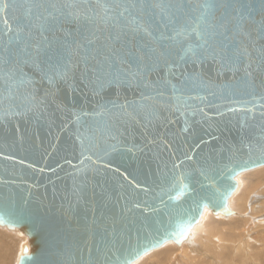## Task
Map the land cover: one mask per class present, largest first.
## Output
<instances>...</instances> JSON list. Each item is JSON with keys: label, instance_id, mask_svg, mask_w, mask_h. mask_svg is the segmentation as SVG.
Returning <instances> with one entry per match:
<instances>
[{"label": "water", "instance_id": "1", "mask_svg": "<svg viewBox=\"0 0 264 264\" xmlns=\"http://www.w3.org/2000/svg\"><path fill=\"white\" fill-rule=\"evenodd\" d=\"M7 2L16 7L0 10V226L29 237L19 264H127L130 253L135 262L181 243L206 207L232 213L236 177L264 166V0H153L167 6L143 15L154 35L131 44L116 39L123 20L103 31L85 23L100 24L103 10L80 8L79 23L62 18L41 35L44 10L32 6L52 0ZM162 33L176 40L157 41ZM25 41L41 46L35 63L19 52ZM197 43L195 62L181 60ZM152 48L169 53L167 66Z\"/></svg>", "mask_w": 264, "mask_h": 264}, {"label": "snow or ice", "instance_id": "2", "mask_svg": "<svg viewBox=\"0 0 264 264\" xmlns=\"http://www.w3.org/2000/svg\"><path fill=\"white\" fill-rule=\"evenodd\" d=\"M16 4L14 2H7V0H0V10H6V9H15ZM32 7L43 9V12H40L36 15V19L40 21V34L43 35L45 31L52 30L55 28L57 24L60 23L61 19L67 20L69 18H72L76 20L77 23H79V16L77 10L80 8H85L86 11H91L94 14L97 13V10H103L105 13V16L101 18V23L98 24L96 19L93 17H89L87 15L84 16V21L86 24L93 25L97 30L103 31L104 28L102 25L109 24L111 22V25L114 27L116 24H118L121 20L124 21L123 28L120 30V33L116 36L117 40L121 39V35L127 37L130 36L131 39L127 40V44H131L132 40H134L138 35H140L141 32H143L144 36L141 37V39H144L145 37H153V32L145 27V21L143 20V15L145 14H151L150 12L146 13V10H155L159 9L161 14L163 15L166 5L158 2H153V0H150V2L145 3L144 0H95V3H92V0H87V4H80L76 3L75 0H72V2L68 3H57L55 0H52V2L45 4H35ZM32 8H29V13H31ZM46 13V14H45ZM111 14V15H109ZM5 28L7 31H11V27L8 23V20L5 18L4 20ZM90 32H92L91 29H89ZM92 35H95L94 32H92ZM181 35V33H176V36ZM176 36H167L165 37L162 33L159 37H156L157 41H163L165 39L167 40H176ZM197 36L200 40H203L205 44L208 43V39L205 37V34L202 32H197ZM210 37V34H209ZM45 40H47V37H44ZM87 39V37H85ZM16 42H21V35L20 31H17L16 33ZM92 40H88V43H92ZM150 42V41H149ZM80 45L77 43L75 45L76 49H79ZM203 47V45L197 43L196 47L194 48L191 44L188 45L186 48L182 49L183 55L180 56V59L183 60L186 56H191L193 58V62H195V59L197 57L196 48ZM160 48L163 49L164 45H160ZM114 51L118 54L119 52L123 51V48L121 49H114ZM19 52L24 56V63H28V61L31 59L35 63L38 61V58L41 54V46L39 44L31 45L27 41L23 43V47L19 49ZM150 52L154 54L157 59H164V63L167 66L169 64V60L166 58L169 53L166 50H157L156 48L150 49ZM75 54H78L75 53ZM129 55H131V51L129 50ZM145 56H148L146 53L145 55L138 56L137 59L143 61L145 59ZM151 58V57H149ZM18 62V61H17ZM7 63V62H5ZM15 74V70H12L11 72H6V75L11 78L12 75ZM264 99V97H262ZM251 111V109H248ZM264 115V113H262ZM88 159H91V157H87ZM185 177L180 176L178 178L177 184H174V188H178L179 193H183L184 188L186 185L183 184ZM146 190V189H145ZM223 200L227 199L228 193H222ZM170 199H180V195L176 196H170ZM222 206V205H218ZM136 207H140L139 205H136ZM197 208H199V204H197ZM224 211H227L226 208L223 209ZM147 211V209H145ZM192 211H196V209H193ZM0 219H3L0 217ZM196 219L195 216H191L189 218L188 225L182 229V232L184 236L186 237L187 232L190 230L191 222ZM172 236H175V232L169 233ZM147 240V237H145ZM179 242V241H178ZM155 247V245H152ZM147 251V249H144ZM136 255H139V250H137ZM133 257L131 256V253L129 254V257L127 259V264H133Z\"/></svg>", "mask_w": 264, "mask_h": 264}, {"label": "rangeland", "instance_id": "3", "mask_svg": "<svg viewBox=\"0 0 264 264\" xmlns=\"http://www.w3.org/2000/svg\"><path fill=\"white\" fill-rule=\"evenodd\" d=\"M260 181L264 182V177ZM257 189L264 191V183L258 185ZM255 195L259 196V201L254 202L256 199L252 197L254 208L247 205L248 209L240 210L238 215H234L236 219L230 222L229 217L215 216L208 211L197 224L198 227L193 228L187 242L177 246L172 241L174 249L167 250L168 253L161 257L163 264H264V192ZM234 207L230 208L234 210ZM246 219L249 223H245ZM2 228L11 230L6 226ZM15 231L8 233H20L19 240L22 243L26 241L29 247V237L20 229Z\"/></svg>", "mask_w": 264, "mask_h": 264}, {"label": "bare ground", "instance_id": "4", "mask_svg": "<svg viewBox=\"0 0 264 264\" xmlns=\"http://www.w3.org/2000/svg\"><path fill=\"white\" fill-rule=\"evenodd\" d=\"M258 168H260V167H258ZM256 169L257 168H255V171H254V169H252V170H249V171H246V172L239 174L237 176L238 181H237V177H236L237 183L239 182L238 187L228 200V208L232 212L230 215H224L221 213L216 214L211 209L206 207L204 212H203L202 217L208 211H210L215 216L229 217L228 221L230 222V221L236 219L234 217V215H238L240 210L246 211L248 209L247 205L249 207L253 206V208H254V205H253L254 202L257 203L259 201V199H258L259 196L255 195V194L258 192L259 193L264 192L263 190L259 191L257 189L258 185L260 186L261 184L264 183V182L260 181L264 177V166H261L260 169H257V170ZM252 197L254 199H256L254 202L252 201ZM232 206L233 207L235 206L234 210H232L230 208ZM202 217H201V219H202ZM201 219H200V221H201ZM206 219L207 220L209 219L208 216H206ZM200 221L198 223H200ZM237 222H238V220H237ZM198 223H196V225L194 226L195 228H196ZM245 223H249L248 220ZM2 227H0V229H2V230H0V264H19L20 257L23 255V252H24L23 250L25 248H28L29 250H31L30 242L28 240V242H29V247H28L26 245V241H25V243H22V241L19 240L20 239V236H19L20 233L16 234V235L8 233V232L16 233V231L14 232V230H16V229L8 230V229L2 228ZM193 228H192V230H193ZM3 230L8 231V232H4ZM192 230H191L190 234L188 235V237L186 239H184L181 243H177L175 241H173V242L177 246H181L183 243L188 241V239L190 238V236L192 234ZM20 241H21V243H20ZM173 242L167 241L161 247L156 248V249L149 251L148 253L144 254L138 260L133 262V264H163L161 257L164 255V253H168L167 250L174 249V247H173L174 243ZM163 250H165V251H163Z\"/></svg>", "mask_w": 264, "mask_h": 264}]
</instances>
